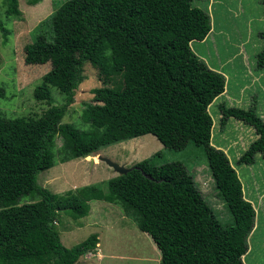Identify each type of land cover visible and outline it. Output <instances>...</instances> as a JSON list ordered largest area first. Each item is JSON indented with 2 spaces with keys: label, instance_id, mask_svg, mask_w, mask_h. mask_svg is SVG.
<instances>
[{
  "label": "trees",
  "instance_id": "obj_1",
  "mask_svg": "<svg viewBox=\"0 0 264 264\" xmlns=\"http://www.w3.org/2000/svg\"><path fill=\"white\" fill-rule=\"evenodd\" d=\"M194 1L67 0L50 18L51 38L38 35L24 46L25 65L51 66L34 89V98L51 100L48 86L64 98L37 119H6L0 114V264H75L95 251L97 235L66 248L55 226L61 213L73 221L86 217L94 201L121 203L132 210L138 229L159 251V264H243L255 211L244 199L227 157L209 146L207 109L223 94L226 81L191 49L192 42L203 41L211 31L210 16ZM7 12L19 14L18 0H7ZM259 37L264 40V31ZM107 50L121 66V84L93 90L96 104L82 112L92 131L62 124L83 81L85 64L109 80ZM256 65L264 68V47ZM219 109L221 125L235 119L255 130L257 138L237 162L252 165L257 155H264V121L252 108L222 104ZM58 135L70 154L61 163L146 135L174 151L203 142L231 222L216 217L179 161L138 163L107 180L106 192L89 185L63 195L51 193L37 178L56 165L53 146Z\"/></svg>",
  "mask_w": 264,
  "mask_h": 264
},
{
  "label": "rangeland",
  "instance_id": "obj_2",
  "mask_svg": "<svg viewBox=\"0 0 264 264\" xmlns=\"http://www.w3.org/2000/svg\"><path fill=\"white\" fill-rule=\"evenodd\" d=\"M29 0H18V15L7 12V0H0V114L6 119H37L51 106L63 102L64 95L49 87L51 100L37 101L33 91L50 71V64L28 66L24 63L23 48L38 35L51 38L50 18L67 0H41L31 6ZM207 0H196L194 6L203 11ZM263 0H215L213 16L216 30L210 31L207 41L193 44L203 55L208 67L219 69L225 76V90L208 107L211 117L209 146L221 151L236 171L242 184L245 200L255 211L254 228L247 241L243 264H264V155H257L252 165L238 164V159L257 138L255 130L240 121L228 119L221 125L220 105L244 110L254 109L264 121V68L258 69L256 55L263 49ZM247 54H245V53ZM112 74L105 81L99 70L89 63L83 68V81L75 91L74 101L61 120L79 131L90 132V124L83 122L82 112L94 102L93 90L116 88L121 84L122 71L111 52H105ZM201 60V59H200ZM66 141L55 137L53 153L56 165L38 175L37 182L53 194L63 195L85 186L95 185L106 192V181L117 174L98 156L131 168L138 163L163 164L179 161L192 175L204 200L223 223L231 216L219 197L211 176L205 145L189 143L181 149L170 150L151 135L142 136L101 149L95 156L78 157L61 163L70 155ZM177 144L175 147H178ZM29 202L31 199L25 198ZM86 217L73 221L61 213L56 228L62 244L72 248L91 235H97L93 252L81 256L75 264H159L160 253L150 237L137 227V215L121 203L91 202Z\"/></svg>",
  "mask_w": 264,
  "mask_h": 264
},
{
  "label": "crops",
  "instance_id": "obj_3",
  "mask_svg": "<svg viewBox=\"0 0 264 264\" xmlns=\"http://www.w3.org/2000/svg\"><path fill=\"white\" fill-rule=\"evenodd\" d=\"M214 3H215V0H207V2H206V9H207V11L206 12H210L211 11V9H212V6L214 5ZM211 19V32H213L214 30H216V23H215V20H214V18H213V16L210 18ZM208 37H209V34H208V36L203 40V41H201V42H199V41H194V42H192L191 44H190V46H191V49H192V51H193V53L199 58V59H201V60H204L205 58H203V55L202 54H200L199 52H197L196 50H194L193 48H192V45L193 44H203V43H205L206 41H207V39H208ZM245 53V52H244ZM245 54H247V53H245ZM206 63H207V61L206 60H204ZM207 65H208V63H207ZM211 70H214V71H219L220 72V70L219 69H216V68H212V67H209ZM225 77V76H224ZM115 173V172H114ZM112 178H114V177H112Z\"/></svg>",
  "mask_w": 264,
  "mask_h": 264
},
{
  "label": "water",
  "instance_id": "obj_4",
  "mask_svg": "<svg viewBox=\"0 0 264 264\" xmlns=\"http://www.w3.org/2000/svg\"><path fill=\"white\" fill-rule=\"evenodd\" d=\"M98 160L105 163L108 167H110L117 175H124L126 174L131 168H126L123 165H120L116 162H113L112 160L108 158H104L101 156H98Z\"/></svg>",
  "mask_w": 264,
  "mask_h": 264
}]
</instances>
